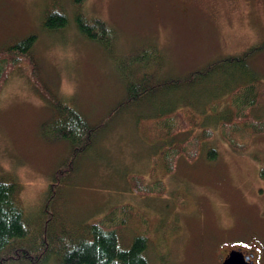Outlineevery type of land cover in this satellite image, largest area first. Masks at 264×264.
<instances>
[{"label":"rangeland","instance_id":"rangeland-1","mask_svg":"<svg viewBox=\"0 0 264 264\" xmlns=\"http://www.w3.org/2000/svg\"><path fill=\"white\" fill-rule=\"evenodd\" d=\"M209 2L218 16L205 11ZM57 5L69 22L45 29L42 17ZM76 12L111 26L112 45L85 38L74 23ZM29 34L36 36L30 52L36 82L28 68L17 66L0 92V177L15 181L32 238L44 231L49 252L79 238L84 225L111 205L130 203L135 213L118 228L120 244L147 233L148 264H221L233 246L257 250L256 264H264V133L236 132L246 144L242 151L216 136L195 161L181 158L174 173H165L161 162L149 172L152 155L204 125L215 128L243 90L258 87L250 81L231 93L227 85L241 78L240 69L223 62L201 78L188 79L192 71L256 46L245 63L254 78L264 80V1L0 0V50ZM128 78L137 81L139 91L142 79L150 87L136 101L125 102ZM174 79L180 80L177 85ZM37 84L95 127L90 147L56 181L53 193L49 185L70 142L54 138L56 105ZM262 91L253 116H264ZM173 106L200 115L201 123L167 135L165 114ZM208 146L216 149L215 159L206 157ZM131 173L162 178L165 193L139 196L131 188Z\"/></svg>","mask_w":264,"mask_h":264},{"label":"trees","instance_id":"trees-1","mask_svg":"<svg viewBox=\"0 0 264 264\" xmlns=\"http://www.w3.org/2000/svg\"><path fill=\"white\" fill-rule=\"evenodd\" d=\"M82 1L71 0L73 4H79ZM73 20L85 38L99 41L107 46L112 45V39L115 36L114 30L104 20L96 17L87 18L80 12L73 15ZM68 22L66 11L58 5L54 6L53 9H47L41 20L42 26L48 30L66 27ZM35 37V34H29L0 50V92L7 81L9 73L17 66L28 68L31 78L34 81L36 80L34 77L36 65L33 56L30 55ZM255 48L257 47L251 46L242 53L220 58V60L213 61L206 67L190 73L188 79L192 77L201 78L217 67V63L223 62V66L228 65L231 70L234 67L240 69L239 75L241 78L236 79V77H233L227 85L228 88H231V93L236 95L235 92L245 89L250 81L257 83L258 87L255 90L253 88L243 90V95H240L232 113L228 117L218 120L215 128L204 125L197 133L189 134L181 142L166 146L160 156L152 155L150 157L152 165L149 169L150 175L153 174L155 165L159 162L162 163L165 173L172 174L176 171L181 158L186 162L195 161L201 154L203 146L216 136H219L233 150L242 151L246 148V144L237 140L235 137L236 132L248 129L254 134L264 133V116H253L251 114V110L257 103L259 96L263 94L264 80L254 78L252 70L245 63V58ZM140 57H142V54H140ZM234 72H232V76ZM170 81L177 85L180 80ZM125 86L127 91L125 102L136 101L143 90L150 88L144 84L143 79L140 80V86L142 87L140 91L136 80L128 78ZM38 87L41 89L42 94L47 99L49 98L52 104L56 105L53 106L56 116L52 119L54 138H66L70 142L69 154L56 169L53 176L54 181L49 185L50 193H53L57 186L56 181L69 173L76 157L90 147L95 127L77 109L65 101L58 102V97L53 94L48 96L49 92L46 89L41 88L39 85ZM252 91L251 96L246 95L249 92L252 93ZM199 116L191 113L188 108H174L173 106L165 114L166 134L172 136L179 132L190 131L193 126L201 123V117ZM206 157L215 159L217 157L216 149L208 146ZM128 178L131 188L141 197L162 195L167 188L162 178L149 180L141 173H131ZM133 213L135 211L130 203L113 204L102 215L86 223L79 238L61 241L48 252L49 247L44 231L39 232L38 239L32 238L30 227L17 200L15 181L0 177V264H44L51 259H56L58 264H148L146 256L148 248L147 233L134 235L126 246L120 244L118 228ZM28 238L31 239L29 244L28 241L26 244H17V241L25 242ZM51 252H53L52 255ZM257 253L258 251L256 256Z\"/></svg>","mask_w":264,"mask_h":264},{"label":"water","instance_id":"water-1","mask_svg":"<svg viewBox=\"0 0 264 264\" xmlns=\"http://www.w3.org/2000/svg\"><path fill=\"white\" fill-rule=\"evenodd\" d=\"M254 253H244L241 248H232L224 257L222 264H255Z\"/></svg>","mask_w":264,"mask_h":264},{"label":"flooded vegetation","instance_id":"flooded-vegetation-1","mask_svg":"<svg viewBox=\"0 0 264 264\" xmlns=\"http://www.w3.org/2000/svg\"><path fill=\"white\" fill-rule=\"evenodd\" d=\"M229 1V0H228ZM254 1H256V0H254ZM260 1H264V0H260ZM209 7L207 8V6H206V12L209 14V15H212L213 17L214 16H218L219 15V9H218V7L216 6V4L215 3H212V2H209V5H208ZM229 250V249H228ZM227 250V251H228ZM226 251V252H227ZM225 252V253H226ZM255 258H256V256H255Z\"/></svg>","mask_w":264,"mask_h":264}]
</instances>
